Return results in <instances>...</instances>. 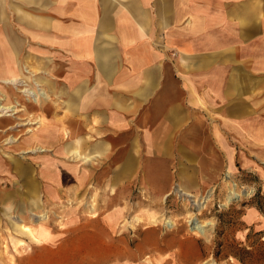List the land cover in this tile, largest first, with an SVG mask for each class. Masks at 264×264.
Wrapping results in <instances>:
<instances>
[{"label":"crops","instance_id":"1","mask_svg":"<svg viewBox=\"0 0 264 264\" xmlns=\"http://www.w3.org/2000/svg\"><path fill=\"white\" fill-rule=\"evenodd\" d=\"M263 31L264 0H0V80L19 76L25 65L48 70L55 56L57 98L69 89L72 120H97L93 126L104 132L96 135L118 136L110 142L114 149L144 145L164 153L153 155L150 165L157 169L151 184L162 191L174 146L188 162L185 153L200 152L212 143L209 137L227 133L225 120L256 110L251 102L264 88ZM99 49L105 68L98 66ZM70 58L84 61L75 68ZM5 85L0 81V90ZM101 102L108 104L102 109ZM212 111L219 122L208 127ZM95 231L78 249L56 246L30 264L120 262L122 255L110 251L96 261L89 252ZM40 233V249L57 240L51 231Z\"/></svg>","mask_w":264,"mask_h":264},{"label":"rangeland","instance_id":"2","mask_svg":"<svg viewBox=\"0 0 264 264\" xmlns=\"http://www.w3.org/2000/svg\"><path fill=\"white\" fill-rule=\"evenodd\" d=\"M49 59L48 70L32 75L33 79L42 76L46 82L30 85L35 92L41 88L42 97L26 96L18 91L21 86L9 84L1 88L4 94L1 102L18 103L15 105L18 111L12 116L0 115V194L16 193L24 188L9 155L28 169L33 168L37 176L35 185L43 171L41 167L49 162L61 170L74 168V174L85 175L84 182L73 193L56 192L43 184L39 208L23 210L20 197L12 202L10 212L17 225L24 224L37 235L40 231L55 235L57 240L45 241L43 246L47 247L43 249L41 242L31 241L6 223L8 214H2L0 195V264H30L39 261L42 252L51 253L56 246L62 250L74 245L70 248L74 251L95 230L96 238L105 244L114 243L125 252L120 262L112 264H264V88L256 89L259 94L251 102L254 112L249 115L241 112L239 119L225 120L227 133L209 137L212 143H206L200 152L185 153L188 162L174 146L175 150L167 153L172 162L165 168L167 175L162 182L167 180V183L161 191L151 184V176L157 169L150 165L155 162L153 155L164 153H152L144 145H139L137 151L114 149L110 146L118 136L110 140L96 135L104 132V128L93 126L99 125L97 120L92 118L93 125L86 119L73 121L67 103L69 89L57 98L54 84L57 61L55 56ZM245 107L241 103L240 108ZM213 113H209L208 127L219 122L213 119L216 116ZM74 122L78 129L66 139L61 130L72 129ZM233 126L237 127L233 130L236 134L231 133ZM51 129V136L55 132L63 135L58 151L68 141L85 139L88 144L85 152L91 153V159L76 160L47 147L23 152ZM9 137L13 140L9 141ZM98 147L108 149L101 156H93L94 148ZM192 158L195 160L191 163ZM68 184L74 185L71 180ZM94 211L95 221L91 215ZM153 218L161 221L153 225L150 223ZM112 219L117 222L112 223ZM163 220H169V226L162 224ZM194 221L205 223L204 235L189 228ZM18 239L22 241L14 249L13 242Z\"/></svg>","mask_w":264,"mask_h":264},{"label":"bare ground","instance_id":"3","mask_svg":"<svg viewBox=\"0 0 264 264\" xmlns=\"http://www.w3.org/2000/svg\"><path fill=\"white\" fill-rule=\"evenodd\" d=\"M172 5H174L173 4V1H172ZM174 12H175V10H174ZM261 21H262V18H261ZM195 23H197V22H195ZM173 38L174 39H177L176 37H173ZM178 39H180V38H178ZM175 43H177V42H175ZM78 45H79V43H77V42L75 44H72V46L75 47L76 50L79 49V48H77ZM82 49H84V46H82V48H80V50H79L81 53L83 52ZM85 53L83 52L84 55H85ZM95 56L98 59V61H97L98 62V66L101 67V68H105L106 65H107V60H106L107 59V56L104 54V51H102L100 49L99 50H95ZM70 60H71V64L74 65L75 68L76 67H80L83 64V61H84L83 58H81L80 61H79V59L75 60L73 58H70ZM152 65H154V64H152ZM24 69H26V70L24 71ZM24 69L20 73L19 76H14V77H9V78H2L0 81L2 83L6 84V85H9L10 84L12 86H21V88H19L18 91L21 92V93H25L26 96H34V98L35 97L37 98V96L38 97H42V94L44 92L42 91L41 88L35 89L36 90V92H35L33 90V88L31 87L32 86L31 84H33L35 86H39V85L43 84V79H41V78H34L33 79L32 78V75H34V77H35V74L42 72L41 68H32L29 65H25L24 66ZM77 74L79 75V73H77ZM30 79H33V81H31ZM29 80L31 82H29ZM0 94H2L1 90H0ZM3 96H4V94L0 95V115H3V114L4 115H11V114L17 112L18 109H16L15 105H18V103H16L15 105H11V104H8L7 105V104H4V103L1 102V99H3ZM107 104H108L107 102H104V103L101 102V104H99L98 106H100V108L103 109V108H105V106H107ZM88 109H90V108H88ZM73 125H74L73 128L70 129V130L69 129L67 130V129H64V128L62 129L61 128L62 129L61 132H63L64 137L66 135V139L68 137H71L74 134V132H76V130L78 129V126L76 125V122H74ZM51 132H52V129L47 134L43 135L42 136V139H38L37 141H34V143L31 144V147L29 146L30 149L24 148L23 149V152L25 153L27 151H38V150H42V149H44V148L47 147L49 150H54V151H57L58 153L66 154L69 157L76 158V160L84 159V160L88 161V160L91 159V157H92V156H90L91 153H86L85 152V148L88 145L85 142V139H83V140H77V138H76V140L73 139V141H68L63 146V148L58 151L57 148L60 145V140H63V135H60L61 133L59 134L58 132H55L54 133V136H51ZM49 133H50V135H49ZM88 137H90V136H88ZM98 138H100V137H98ZM8 139H10L9 141H12L13 140V138H10V137ZM36 144H39V145H36ZM50 148H52V149H50ZM105 149H107V148H103V147L94 148L93 152L94 153L96 152V154H94L93 156H101V155H103ZM90 150H92V149H90ZM7 157L9 159V161H11L12 165H14L13 166L14 167L13 170H15V173L18 175L19 180H22L23 185H24V188L21 191L16 192V193H11L9 191H5L2 195L0 194L1 195V198L3 200V201H1V203L3 205L2 214H8V221L6 223L12 225V227L14 229L18 230V232H20L21 234L27 235L28 238L31 241H33V242H42V236H43L42 233H39L37 235V234L34 233L33 229H31V228H29V229L28 228H25L26 226L24 224H21L20 223V224L17 225L15 223L17 221V219H13V216H11V212H10L11 211V208H12L11 207L12 206V202H14L17 197H20V199L22 200V204H23V210L24 209L26 210L27 208H29V209L39 208L40 205H41L40 204L41 194H39V191H41V189L43 187V184L46 187L55 189L56 192H58L60 190H63L64 193H73V192H75L79 188L80 185H82V183L84 182L85 175H77V174H74L76 172L75 169L74 168H70V167L68 168V170H64L63 168H62V170L61 169H58V168H56L57 167L56 164L53 167V166H51L53 163L49 162L50 164H46L45 167H41V169L43 171L41 173H39L40 175L38 177V182L35 185L34 182L37 181L36 180L37 179V176H36V173H33V168L28 169L27 167L23 166L22 162L20 163L17 160V158H13L10 155L7 156ZM38 163L40 164L41 161H38ZM30 164H31V162H30ZM0 166H2V165H0ZM72 170L75 171V172H72ZM155 178H157V174H154L153 179H155ZM70 180H71L72 184H74V185H71V186L69 184L67 185V183ZM8 184H9V182L7 183V185ZM189 195H192V194L189 193ZM202 198H203V196H202ZM91 215H92V217L95 218L93 220V221H95L97 219L96 218L97 217L96 211L92 212ZM43 216H45V215H43ZM18 220H20V219H18ZM112 220H113L112 223H115L116 220L115 219H112ZM104 221H105V224H108V222H109L108 219H107V217H104ZM160 221H161V218H153V219L150 220V223L153 224V225H155V224H157ZM168 222H170V221L169 220H163L162 224H166V226H169L167 224ZM112 223L110 225L111 228L114 227V224H112ZM189 228H191L193 231H196V232H198L199 234H202V235H204L205 232H206L205 223L199 222V221H194L193 224L191 225V227H189ZM2 237H3V235H2ZM19 241H22V240L21 239H18V240H16V241L13 242L14 243V249L15 248L17 249V243ZM117 247H119V246L116 245V244H114V243L113 244H107V243L106 244L105 243L102 244V240L95 237L94 249L93 250L89 249V252H91V253H93V254H95L97 256L96 257V261H99L100 259H102L103 257H105L103 255V253L104 252H107V251H110V253H112V254H114L116 256L125 254V252L123 250H117ZM102 255H103V257H101L99 259L98 257L99 256H102ZM146 262H148V260ZM148 264H149V262H148Z\"/></svg>","mask_w":264,"mask_h":264}]
</instances>
